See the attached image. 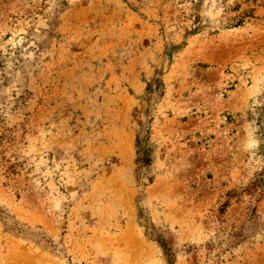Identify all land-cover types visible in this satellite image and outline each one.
<instances>
[{"label": "rangeland", "instance_id": "obj_1", "mask_svg": "<svg viewBox=\"0 0 264 264\" xmlns=\"http://www.w3.org/2000/svg\"><path fill=\"white\" fill-rule=\"evenodd\" d=\"M0 264H264V0H0Z\"/></svg>", "mask_w": 264, "mask_h": 264}]
</instances>
